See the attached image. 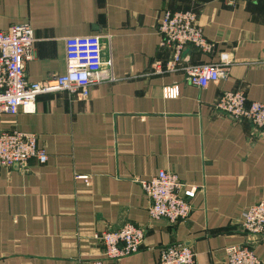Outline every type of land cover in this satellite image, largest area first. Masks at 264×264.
Wrapping results in <instances>:
<instances>
[{"label":"crops","instance_id":"1","mask_svg":"<svg viewBox=\"0 0 264 264\" xmlns=\"http://www.w3.org/2000/svg\"><path fill=\"white\" fill-rule=\"evenodd\" d=\"M167 10H194L212 52L188 47L176 72L156 74L171 58L158 25ZM34 30L26 76L66 72V41L99 35L114 80L87 99L42 94L36 112L0 113V132L35 133L45 163L0 167V264H88L101 258L97 235L127 223L145 230L124 264H158L161 249L184 243L196 264H224L226 248L248 245L264 262V238L246 233L242 212L264 201V133L216 107L226 91L264 103V0H0V31ZM227 64L206 88L187 82L186 65ZM180 95L169 98L168 88ZM161 170L197 187L189 219L155 220L141 181Z\"/></svg>","mask_w":264,"mask_h":264},{"label":"built area","instance_id":"2","mask_svg":"<svg viewBox=\"0 0 264 264\" xmlns=\"http://www.w3.org/2000/svg\"><path fill=\"white\" fill-rule=\"evenodd\" d=\"M238 0H228L235 5ZM256 2L259 0H246ZM160 46L171 51V58L154 64L156 74L176 72L183 64V55L188 47L204 52L213 51L203 27L194 10H167L158 25ZM34 30L30 24H14L0 31V113L16 115L19 112H36L38 97L42 94L67 91L78 99L89 98L92 88L108 80H114L113 61L104 57L101 36H74L66 41V72L48 79L32 81L26 76V62L32 57L35 43ZM230 63L186 65L187 82L206 88L228 76ZM166 95L177 98L178 86L168 88ZM220 113L234 121H249L254 129L264 133V103L249 102L242 90L224 92L217 104ZM32 158L41 163L49 155L38 144L35 133L20 130L0 132V167L12 168L26 165ZM150 200L149 213L155 220L165 219L170 223L189 219L197 187L182 183L175 173L161 170L158 175L141 181ZM243 230L257 239L264 238V201L246 208L240 218ZM104 245L101 258L88 264H124V258L141 250L145 241V230L127 223L116 230H105L97 235ZM196 253L184 243L162 247L158 264H196ZM224 264H264L255 250L248 245H231L226 248Z\"/></svg>","mask_w":264,"mask_h":264}]
</instances>
